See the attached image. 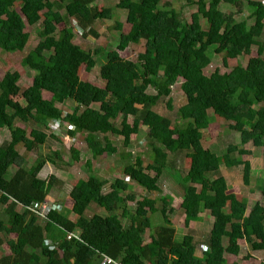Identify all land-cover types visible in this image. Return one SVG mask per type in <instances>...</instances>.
<instances>
[{"label":"trees","instance_id":"16d2710c","mask_svg":"<svg viewBox=\"0 0 264 264\" xmlns=\"http://www.w3.org/2000/svg\"><path fill=\"white\" fill-rule=\"evenodd\" d=\"M98 1L102 0H0L1 55L13 59L24 51L28 26L37 25L38 41L19 60L23 75L11 71L12 60H7L0 77V128L10 132V138L0 142V264H99L103 257L115 264H224V253H238L239 239L250 249H262L264 263V204L254 201L247 207L246 198L233 197L224 182L213 184L220 159L200 142V130L211 117L231 118L225 130L237 133L240 144L250 142L260 149L258 191L264 196V33L246 24L248 19L263 21L264 1L195 0L196 11L185 21L164 0H114L113 8L124 12L129 28L119 33L115 48L106 51L98 65L106 98L92 109L80 105L97 87L79 80L77 70L84 65L90 71L101 49L93 44L84 48L72 40L75 33L81 40L96 39V24L112 16V10L98 7ZM247 7L250 11L244 15ZM113 27L120 30L117 22ZM126 49L134 50L133 60L120 55ZM235 55L242 61L230 66L227 60ZM215 56L221 57L220 67L204 75L202 70ZM179 73L186 104L174 117L156 113L153 108L163 101L170 109V79ZM22 76L30 80L28 85L20 84ZM43 92L50 93V99H44ZM16 96L22 99L13 101ZM65 100L75 105L62 114L56 104ZM59 121L66 123V135L82 139L88 153L85 178H77L68 190L73 220L66 219V208L55 204L45 211L39 208L49 192L59 191L63 184L57 171L82 157L70 145L64 160L62 151L51 147L49 140L57 137L43 128ZM140 131V144L151 154L147 163L139 153L132 158L130 149L123 150ZM108 135L120 137V149L110 144ZM44 143L47 150L37 151ZM34 147L36 154L29 157ZM115 151L121 174L144 192L133 208L120 195L127 189L125 181L115 178L102 192L105 180L89 170L92 161ZM234 151V163L242 165L241 179L247 184L250 163L240 155L248 150L227 145L226 153ZM181 154L188 158V167L179 175V208L186 216L203 209L213 218L200 240L188 234L174 240L168 219L171 197H154L158 178L174 168L172 158ZM46 163L54 169L40 177ZM153 212L159 213L162 224L150 226Z\"/></svg>","mask_w":264,"mask_h":264},{"label":"rangeland","instance_id":"374dc122","mask_svg":"<svg viewBox=\"0 0 264 264\" xmlns=\"http://www.w3.org/2000/svg\"><path fill=\"white\" fill-rule=\"evenodd\" d=\"M163 1V0H162ZM171 3L172 7L176 10H179L182 16L185 18V21H189V16L196 11V6L193 3L195 0H164ZM241 1H259V0H241ZM264 1V0H263ZM21 2H16L15 7L18 9ZM114 0H102L98 1V7L105 6L109 7L112 10V16L108 20H104L101 23L96 24L97 28V38H86L85 40H81L79 35L75 33L72 42L74 44L80 45L81 47L88 48L89 45L83 46L84 44H93L101 51L97 56L94 57L95 65L90 71L84 70V65H80L77 70V78L81 81H86L97 87V92L92 96H87L80 107H88L92 109H97L100 102L104 101L106 96L104 91L101 89L102 84L98 79V65L103 61L104 53L106 51L112 50L115 48V45L118 41V35L120 32H126L129 28V25L124 21V12L118 9L113 8ZM253 9V8H252ZM249 8L247 7L244 11V15L249 13ZM242 15V16H244ZM114 22L120 24V30H115L113 27ZM247 25H257L259 26L264 33V19L260 23H255L253 19H248L246 22ZM36 28L37 25L26 27L25 31L29 35L28 42L25 46V49L22 53L16 54L12 59L7 54L1 55L0 52V77L3 75L5 62L7 60H12L9 64L11 67V71H16L18 74L23 75L25 73V69H23L19 65V60L21 57L25 56L28 51L33 48L37 44L36 40ZM40 43V42H39ZM232 51L231 53H233ZM120 55L125 59L133 60L135 57L134 50L126 49L124 52H121ZM251 55H254V49H252ZM235 55L233 59H228L227 63L231 66L234 65L235 62L242 61V57ZM221 65V57L215 56L212 58L208 66H206L202 72L204 75H208L215 67H220ZM32 72L29 74L31 77ZM171 87H170V109L166 108L164 105V101L158 103L153 110L161 115H169L171 117L175 116L177 110L186 104L185 97L179 89V84L182 81L181 74H176L174 77L170 79ZM29 79H26L22 76V80H20V84L22 86L29 84ZM21 86V87H22ZM23 88V87H22ZM150 92V91H148ZM44 99H50L51 94L47 92H43L42 94ZM13 101H20L22 98L19 96L13 97ZM75 103L69 100H65L61 104H56V106L61 110L62 114L69 112L74 107ZM254 109H250L246 113L247 118H251L254 113ZM234 119L236 117H233ZM131 118L127 117V121L130 122ZM232 122V119L229 120H220L217 117H211L208 126L204 129L200 130V142L204 148L209 149L213 152L219 159V176L211 177V181L213 184L217 185L222 182L226 184V191L233 195V197L238 198L240 196H244L247 200V207H249L254 201H259L261 204H264V196L258 191V179L260 177V171L262 168V159L260 154L259 147L253 146L250 142L245 144H240L238 142V135L234 131H226L225 125ZM49 127H52V129ZM68 128L65 122H54L50 123L47 128H43V131L46 134H54L59 140H55L53 137L49 140L52 145V148H58L62 151V154L65 155V159L67 158L65 149L72 145L80 152L82 157L79 162L70 166V168H65L66 170H62L57 173V176L63 180L64 189L67 190L69 185H72L75 180L79 177L85 178L87 174L86 166L84 164V160L88 157V153L84 152L85 146L82 142L81 138L74 137L71 140L64 135L65 129ZM49 136V135H48ZM100 137V135H98ZM108 140L110 144L116 149H120V137L117 135H108ZM10 138V132L6 127L0 128V141L7 140ZM50 138V137H49ZM63 139V141H62ZM131 139L133 143L129 147H123V150L131 151L132 158L136 154H140L143 163L150 162L151 154L149 148L143 147L140 142L143 141V133L140 131L139 133L132 134ZM62 141V142H61ZM39 146L37 151L40 150L45 152L47 150L46 145ZM229 144L237 145V148H242L248 150L246 154H241L240 157L242 159H247L250 163L251 172L248 176V183L243 184L241 179L242 165L234 163V156L236 152L234 151L231 154L226 153V147ZM19 152H23L24 148L20 145L18 146ZM118 152L112 153H104L100 156L99 162H92L90 164L91 174L96 176L98 179L105 180V184L101 188L100 191L106 192L109 190V184L115 179L119 178L125 181L127 185V189L124 192H121L120 195L126 200L124 204L127 207L133 208L134 202L136 199L140 198L144 195L143 189L137 185H134L128 178L127 175L121 174V166L119 163ZM29 157H34L36 154V148L34 147L28 153ZM172 157V156H171ZM131 158V160H132ZM174 161V168L169 169L167 175H162L158 178L157 184L159 186V191L154 193V197L157 199L160 195H169L171 197L170 204L172 205V211L170 212L171 223L173 224L176 231L183 230V226H195V230L205 232L210 225V218H212L206 210L201 209L196 216L184 215L182 210L179 208V200L182 192V183L180 182L179 175L186 171L188 167V158L184 155H176V157L172 158ZM30 165L31 160L28 161ZM92 166V167H91ZM95 167V168H94ZM95 169L93 172L92 170ZM90 170V169H89ZM53 171L51 164L46 163L40 170L39 176L45 177L48 173ZM129 195L132 197L130 198ZM63 198V197H62ZM64 201V200H63ZM66 206L70 204L69 199L67 200ZM65 202V201H64ZM49 204V203H48ZM47 204V205H48ZM45 205L44 209H48V206ZM90 213V212H89ZM151 220L160 219V216L156 214L150 215ZM74 219V218H73ZM186 219V223L183 225V220ZM213 220V218H212ZM154 223V222H153ZM264 225V224H263ZM181 228V229H179ZM202 234V233H201ZM201 234L198 236L201 237ZM146 239V238H145ZM239 251L236 255L224 253L223 257L225 258L224 264H230L231 262H235L236 264H261V256L262 249H250L248 245L242 240L239 239ZM256 246H258L256 244ZM3 249L6 253H9L7 246L3 245ZM264 264V263H262Z\"/></svg>","mask_w":264,"mask_h":264},{"label":"crops","instance_id":"0c3cea01","mask_svg":"<svg viewBox=\"0 0 264 264\" xmlns=\"http://www.w3.org/2000/svg\"><path fill=\"white\" fill-rule=\"evenodd\" d=\"M64 135H66V134H64ZM66 137H68L70 140H71V138H74V137H69L68 135H66ZM8 140V139H7ZM55 140H59L58 138H56ZM4 141V140H3ZM62 141H63V139H62ZM61 141V142H62ZM0 142H2V141H0ZM52 143V142H51ZM70 146V145H69ZM72 146V145H71ZM72 147H74V146H72ZM75 148V147H74ZM67 149V148H66ZM65 149V150H66ZM62 157H63V159L64 160H66V159H68V158H66L65 159V155L64 154H62ZM93 162V161H92ZM75 164V163H74ZM71 165H73V164H70V165H68V168H70V166ZM92 167V166H91ZM53 169H54V167H52ZM65 168H67V167H65ZM67 168V169H68ZM95 168V167H94ZM63 169H59V171H57V173L58 172H61ZM64 170H66V169H64ZM90 170H91V168H90ZM95 169H93L92 170V172L94 171ZM56 173V174H57ZM61 188H60V190L59 191H57V189L56 188H53L52 190H51V192H49V194L46 196L47 198H46V200L41 204V206L39 207L41 210H42V208H44L45 207V205H47L48 203V207L50 206V205H53V204H55L56 205V207L58 208V209H60V208H66V210H67V212H66V219H70V220H73V218H75V216H74V214L73 213H71L70 211H69V208H70V206H71V199H70V197L68 196V190H69V188L71 187V185H69V187L67 188V190H65L64 189V184H62L61 186H60ZM63 197V198H62ZM66 199L68 200L69 199V201H70V204L68 205V206H66V203H67V201H66ZM65 202H64V201ZM180 201V200H179ZM54 205V206H55ZM171 205V204H170ZM172 206V205H171ZM45 210H47V209H44V210H42V211H45ZM151 214H156V215H158V216H160L159 215V213L158 212H153V213H151ZM150 214V215H151ZM169 216H170V213H169ZM169 219V221H170V225H171V227L174 229V234H173V239L174 240H176V241H179V240H181V238H182V236L184 235V234H188V235H190L191 236V238L192 239H195V240H200L201 238H203L205 235H206V233H207V231H208V229L210 228V225H211V223H212V218H210V225H209V228L205 231V232H202V231H197V230H195V226L194 227H192V226H186V225H184L187 221H186V219H184L183 220V230L181 229V228H179V229H181V231H176V229L174 228V226H173V224L171 223V219H170V217L168 218ZM149 221H150V226H154V225H156V224H162V220H161V216H160V219H157V220H151V217L149 216ZM154 222V223H153ZM202 233V234H201ZM201 234V237H199L198 238V236ZM9 238L10 239H14L15 238V235L14 234H11L10 236H9ZM146 238V239H145ZM149 241V237H148V235H145V237H144V240H143V242L144 243H147ZM5 245V244H4ZM6 246V245H5ZM8 249V248H7ZM5 251V250H4ZM6 253V252H5ZM194 254H195V256H200L201 255V247H198V245L196 246V247H194ZM233 255V254H232Z\"/></svg>","mask_w":264,"mask_h":264},{"label":"built area","instance_id":"2783aa9c","mask_svg":"<svg viewBox=\"0 0 264 264\" xmlns=\"http://www.w3.org/2000/svg\"><path fill=\"white\" fill-rule=\"evenodd\" d=\"M67 238H69V236H67ZM99 264H115L114 262H112L111 260L103 257L102 261Z\"/></svg>","mask_w":264,"mask_h":264}]
</instances>
